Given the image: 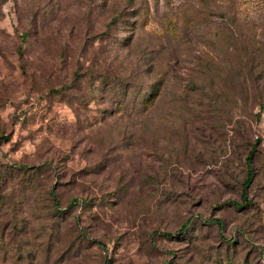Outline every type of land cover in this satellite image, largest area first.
Masks as SVG:
<instances>
[{"label": "rangeland", "instance_id": "obj_1", "mask_svg": "<svg viewBox=\"0 0 264 264\" xmlns=\"http://www.w3.org/2000/svg\"><path fill=\"white\" fill-rule=\"evenodd\" d=\"M0 264H264V0H0Z\"/></svg>", "mask_w": 264, "mask_h": 264}, {"label": "trees", "instance_id": "obj_2", "mask_svg": "<svg viewBox=\"0 0 264 264\" xmlns=\"http://www.w3.org/2000/svg\"><path fill=\"white\" fill-rule=\"evenodd\" d=\"M159 84V81L154 83L152 85V89L150 91V93L148 94L147 92L143 93L140 95V104L143 108V110H147L149 107H151V105L154 103V100L155 98L158 96V84ZM255 149H251V151L248 153V155L246 156V162L247 164L250 166V161H251V157H252V153ZM250 177H251V170L249 169L248 171V175L244 181V184H243V194H242V197H244V194H245V188L247 186V184L249 183V180H250ZM18 257H22V255H20L19 253H17V259Z\"/></svg>", "mask_w": 264, "mask_h": 264}]
</instances>
